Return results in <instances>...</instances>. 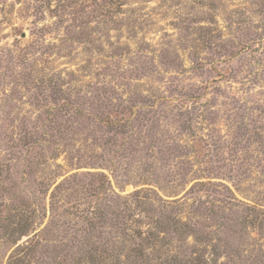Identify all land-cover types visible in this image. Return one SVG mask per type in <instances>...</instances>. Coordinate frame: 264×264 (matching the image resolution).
I'll return each instance as SVG.
<instances>
[{"label": "rangeland", "instance_id": "1", "mask_svg": "<svg viewBox=\"0 0 264 264\" xmlns=\"http://www.w3.org/2000/svg\"><path fill=\"white\" fill-rule=\"evenodd\" d=\"M0 264H264V0H0Z\"/></svg>", "mask_w": 264, "mask_h": 264}]
</instances>
